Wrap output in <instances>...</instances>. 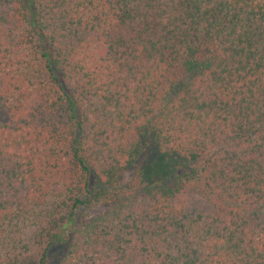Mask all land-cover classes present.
<instances>
[{
  "label": "trees",
  "instance_id": "1",
  "mask_svg": "<svg viewBox=\"0 0 264 264\" xmlns=\"http://www.w3.org/2000/svg\"><path fill=\"white\" fill-rule=\"evenodd\" d=\"M0 107V264H264V0H0Z\"/></svg>",
  "mask_w": 264,
  "mask_h": 264
},
{
  "label": "rangeland",
  "instance_id": "2",
  "mask_svg": "<svg viewBox=\"0 0 264 264\" xmlns=\"http://www.w3.org/2000/svg\"><path fill=\"white\" fill-rule=\"evenodd\" d=\"M7 121V112L0 107V122ZM181 162L162 154L160 150L151 142L143 139L141 151L137 159L131 162L125 169L120 171L116 178V185H123L130 181L135 176H141L145 180L150 181L160 173L172 175L173 168L183 166ZM172 172V173H171ZM160 182V181H158ZM103 210L101 205L83 204L75 209L73 218L74 221L68 229L70 235L71 228H76L79 223L85 222L92 217L98 215ZM66 250V244L53 246L47 255L45 264H58L63 253Z\"/></svg>",
  "mask_w": 264,
  "mask_h": 264
}]
</instances>
